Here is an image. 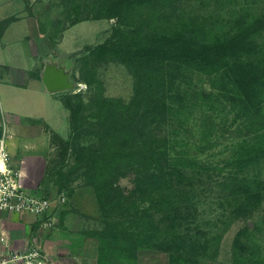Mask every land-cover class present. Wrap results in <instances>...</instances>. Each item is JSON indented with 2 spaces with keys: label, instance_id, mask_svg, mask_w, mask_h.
<instances>
[{
  "label": "rangeland",
  "instance_id": "obj_1",
  "mask_svg": "<svg viewBox=\"0 0 264 264\" xmlns=\"http://www.w3.org/2000/svg\"><path fill=\"white\" fill-rule=\"evenodd\" d=\"M91 1L27 0L24 4V12L33 11L36 14L34 18L38 28L46 27V36L57 31L62 24L72 26L78 21H85L68 31L64 48L69 52L58 48V42H54V48L49 51H57L62 59L73 65L71 77L81 83L82 88L78 86L68 93H82L84 107L73 136L68 113L61 106L54 108L55 113L47 118V122L0 113V141L11 152L15 165L20 169L26 165L21 171L25 189L32 194L53 195L59 199L55 205V217L48 224L28 217L31 215L0 212V234L6 233L14 249L20 250L32 244L40 246L48 255V264H170L167 252L146 242L151 222L157 221L159 216L150 201L142 199L148 196L142 184L164 182L171 188L179 186L177 168L172 162L181 156L201 164L196 169L180 167L186 177L188 171L194 170L195 177L190 178L194 191L189 196V204H180V222L181 231L193 238L194 248L191 250L198 264H252L264 259L263 192L253 191V198L249 200L247 196L238 201L227 198L228 195L221 192L217 185L229 174L227 162L236 155L240 140L227 130L198 127L201 122L197 117H202L201 112L179 119L176 118L179 116L166 111L165 122L156 131L164 143H156L153 147L165 145L160 147V151L168 158H163L157 165L145 162L139 168L135 164L126 167L118 165L116 172L119 174L116 177L110 174L105 177L102 184L107 186L96 185L95 177L89 174L92 161L97 158L101 165L110 161L108 157L104 158L106 143L98 137L101 133L97 124L99 116L91 99L101 91L103 97L129 103L134 96L136 69L112 55L96 64L86 65L83 76L91 79V85H88L80 77L81 61L77 62V56L70 55L112 37L117 42L120 36L114 33L116 28H119V34L124 33L123 43H144L152 36L167 33L168 29L180 25L191 11L197 13L195 10L198 8L195 1L189 0L175 5L153 2L130 11L122 23L116 19H94V10L86 6ZM12 2L23 4L20 0ZM14 7L16 9H7L4 14L20 9ZM209 11H213L215 16L221 15V25L226 22V8L217 11L214 6ZM3 28L0 25V32ZM190 31L193 30L188 29V34ZM23 33L22 22L13 24L6 32L5 40L9 44H6L3 53L11 62L14 63L18 56L20 64L30 67L34 64V48L30 41L23 38ZM82 55L78 54L79 60ZM164 68V73L159 70L152 76V94L163 90L167 95H178L189 86V81H184L178 74L172 75L168 64ZM173 71L177 72L176 68ZM200 80L193 74L192 86H199ZM4 98L9 105L13 96L5 94ZM231 118L228 115L224 126L233 131L235 124ZM218 121L220 117H217ZM134 134L138 136L140 133L135 131ZM131 142L136 143L135 140ZM32 160L36 168L31 173L28 164ZM262 177L264 179V172ZM32 180L37 182L35 186L38 189H33ZM187 184L185 182L184 186ZM106 221L116 226L121 237L132 239L135 248L121 254L120 250L104 247L99 238L90 234L103 229ZM121 227L127 235L121 234ZM240 233L238 243L236 239H239Z\"/></svg>",
  "mask_w": 264,
  "mask_h": 264
},
{
  "label": "trees",
  "instance_id": "obj_2",
  "mask_svg": "<svg viewBox=\"0 0 264 264\" xmlns=\"http://www.w3.org/2000/svg\"><path fill=\"white\" fill-rule=\"evenodd\" d=\"M180 1L184 0H92L91 6H86L94 10V19H116L123 23V18L138 7L153 2L175 5ZM189 1L197 3L198 10L195 11L201 15L191 11L187 20L168 29L167 33L152 36L144 43L126 44L122 41L124 33L119 34L120 30L116 28L114 33L120 36L117 42L112 37L70 55L77 56V62L81 61L80 77L88 85H91V79L83 76L86 65L96 64L112 55L136 69L134 96L129 103L103 97L101 89L97 97L91 99L99 116L97 124L101 133L98 137L106 143L104 158L108 157L110 162L101 165L95 158L89 174L95 177L96 185L104 187L107 185L102 183L108 174L115 177L119 174L116 172L118 165L135 164L138 168L145 162L157 165L163 158H168L160 151L165 145L153 147L156 143H164L156 131L165 122V112L170 111L179 119L201 112L202 117H197L201 122L198 127L227 130L240 140L236 155L227 162L229 174L217 186L225 196L228 195L227 198L238 201L248 196L250 200L253 191L260 190L264 195V0ZM214 6L217 11L227 9L228 17L222 25L219 23L221 15L215 16L209 11ZM190 28L193 31L188 34ZM78 54H83L80 60ZM165 64L170 66L173 76L178 74L184 81H189V86L178 95H167L163 90L150 92L152 76L159 70L164 73ZM175 68L177 72L173 71ZM193 74L202 79L197 87L192 86ZM61 99L69 111L73 136L77 132L84 97L80 92H66ZM228 115L235 124L233 131L224 126ZM217 117H220L218 122ZM135 131L140 134L136 136ZM173 160L179 186L171 188L164 182L142 184L148 195L142 199H148L159 216L157 221L151 222L146 242L167 252L170 264H198L191 250L193 238L181 231L180 222V204H189V196L194 191L190 182V178L195 177L194 170L188 171L186 177L181 168L196 169L201 164L181 156ZM185 182H188L186 186ZM90 234L99 238L104 247L120 250L121 254L135 248L132 239L121 237L116 226L107 221L103 229ZM121 234L127 235L123 227ZM240 235L236 242H240ZM252 264H264V259Z\"/></svg>",
  "mask_w": 264,
  "mask_h": 264
},
{
  "label": "crops",
  "instance_id": "obj_3",
  "mask_svg": "<svg viewBox=\"0 0 264 264\" xmlns=\"http://www.w3.org/2000/svg\"><path fill=\"white\" fill-rule=\"evenodd\" d=\"M20 1H22L23 7L21 3H13L12 0H0V25L4 26L2 32H0V113L5 115L11 114L14 117H22L27 120L38 119L47 122V118L52 117L55 113L54 108L58 109L59 106H61L63 110L67 111L69 116V111L64 106L61 99L62 95L68 91H63L61 95L49 93L42 83L41 73L44 68V58L49 51L54 48V42H58V48L66 53L69 52L64 48L68 31L85 21H80L72 26H64V24H62L57 31L49 33V36H46V27L42 29L38 28V24L35 23L36 18H34V16H36V14L33 13V11L24 12V4H26L27 0ZM14 6L21 7L19 10H13V13L7 12L4 14L7 9H16ZM19 22H22L24 26L23 38L30 41L31 47L34 48V64L30 67L20 64L18 56L14 59V63L11 62L3 53L6 44H9L8 41L5 40L7 30L13 24ZM41 27H43V25H41ZM37 44H39V48H37ZM5 94H9L11 97L13 96L9 105H6L4 98ZM22 97H24L23 100H21ZM15 166L18 167L17 165ZM28 167H30L32 173L33 168H36L35 162L33 161L31 164H28ZM25 168L26 165L19 169L22 171L25 170ZM31 182L33 186L37 184L35 180ZM33 189H38V187L35 186Z\"/></svg>",
  "mask_w": 264,
  "mask_h": 264
},
{
  "label": "built area",
  "instance_id": "obj_4",
  "mask_svg": "<svg viewBox=\"0 0 264 264\" xmlns=\"http://www.w3.org/2000/svg\"><path fill=\"white\" fill-rule=\"evenodd\" d=\"M79 86L82 88V84ZM58 201L53 195H36L25 189L22 172L12 162V155L1 140L0 212L27 214L48 224L55 217V205ZM5 234H0V264H48V255L40 246L32 244L20 250L14 249Z\"/></svg>",
  "mask_w": 264,
  "mask_h": 264
},
{
  "label": "water",
  "instance_id": "obj_5",
  "mask_svg": "<svg viewBox=\"0 0 264 264\" xmlns=\"http://www.w3.org/2000/svg\"><path fill=\"white\" fill-rule=\"evenodd\" d=\"M73 65L66 59H62L57 51H51L44 58V68L41 80L49 93L74 90L79 83L75 82L71 75Z\"/></svg>",
  "mask_w": 264,
  "mask_h": 264
}]
</instances>
